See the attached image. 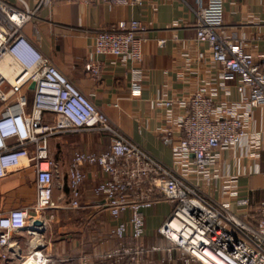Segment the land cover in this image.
I'll list each match as a JSON object with an SVG mask.
<instances>
[{"label":"built area","instance_id":"obj_1","mask_svg":"<svg viewBox=\"0 0 264 264\" xmlns=\"http://www.w3.org/2000/svg\"><path fill=\"white\" fill-rule=\"evenodd\" d=\"M14 1V2H12ZM73 0H35L29 7L24 0H0V64L9 59V75L0 69V178L14 169L30 167L34 172L36 198L28 207H14L0 212V260L18 256L19 237L29 229L39 233L34 220L46 223L51 210L59 205L53 197L58 167L50 157L48 140L53 136L84 131L105 133L109 149L96 153L75 151L68 172L66 208H82V185L85 165H95L104 178L91 191L97 206L114 222L110 235L118 242L102 254L96 264H133L142 254L164 248L128 244L144 235L143 211L159 198L171 204V210L157 229L161 237L200 264H264V200L254 206L250 224L231 212L226 203L214 202L197 185L198 180H212L210 167L222 148H236L244 142L246 153L258 156L261 134L251 128L253 110L264 111V50L255 56L245 50V39L227 33L223 25V1L199 3L195 15V40L206 43L215 76L185 100L156 97L153 108L184 106L185 113L176 118L181 137L172 143V155L182 173L162 164L132 142L98 109L88 96L40 51L22 28L40 10L55 2ZM86 4H141V0H79ZM147 27L136 19L118 21L97 31L94 54L112 55L130 61V96H140L143 70L142 44ZM161 44L164 40L159 41ZM86 70L97 76L99 64L88 62ZM34 82L33 90L29 85ZM229 82L240 98L228 100ZM223 92L216 99L218 91ZM30 95V96H29ZM25 164L23 165V163ZM229 178L223 192L235 204L249 212L252 204L238 197ZM252 210V211H251ZM47 216V217H46ZM38 247V246H37ZM39 264H48L42 250L32 253Z\"/></svg>","mask_w":264,"mask_h":264},{"label":"crops","instance_id":"obj_2","mask_svg":"<svg viewBox=\"0 0 264 264\" xmlns=\"http://www.w3.org/2000/svg\"><path fill=\"white\" fill-rule=\"evenodd\" d=\"M24 1L29 7L35 4V0ZM204 2L201 0V4ZM198 7L196 0H141V4L134 5L86 4L79 0L55 2L40 10L22 31L124 136L162 164L182 173V166L173 158L172 143L181 137L175 121L185 113V107L172 108L168 114L163 108H153L152 102L159 96L185 100L215 76L208 45L195 40L194 11ZM130 19L140 21L148 29L139 64L143 70L142 91L136 97L129 93L132 63L93 52L97 31ZM223 25L227 33L234 31L238 38L245 39V50L253 56L264 50V0H224ZM88 62L99 64L97 76L86 70ZM229 89L228 100H239L233 82H229ZM222 96L219 90L216 99ZM251 128L261 134L262 148L258 156L247 154L244 142L236 148H222L210 167L212 180L196 182L214 202L228 204L231 212L250 224L254 221V206L264 200V111L260 108L253 110ZM109 143L107 134L94 131L49 138L50 157L58 167L53 191L58 205L68 200L67 172L73 153L104 152L109 149ZM83 170L86 179L82 185V208L59 205L51 210L52 217L46 219L43 251L50 258V264H96L118 242L110 235L114 222L97 206L99 200L91 191L104 175L95 165H85ZM230 177L234 178L230 187L237 196L251 202L250 214L223 192ZM34 179L30 167L14 169L0 178V212L31 206L36 198ZM61 189L66 193L65 198L58 197ZM170 210V202L159 198L143 211L144 235L136 243L127 238V243L164 249L142 254L133 264H200L157 232ZM3 262L0 260V264Z\"/></svg>","mask_w":264,"mask_h":264},{"label":"rangeland","instance_id":"obj_3","mask_svg":"<svg viewBox=\"0 0 264 264\" xmlns=\"http://www.w3.org/2000/svg\"><path fill=\"white\" fill-rule=\"evenodd\" d=\"M23 164H25V162ZM64 192L65 191L63 189H61V192H60V194H58L59 195L58 197L63 196L65 198L66 196H64V195H66V193H64ZM59 201L61 202L60 199H59ZM59 205L63 206V205H65V203L61 202V203H59ZM68 212H71V210H68ZM45 232H46V230L43 229L41 232L38 233L39 234V238H38V242H36V244L38 243V245H34V244L32 245V241H33V238L35 236H33L31 234L24 233L22 235V237H19V240H18L20 248L17 247V246L15 247V251L17 252L18 256L15 257V258L14 257L10 258V260L8 262H3V264H20L21 261L26 260L29 256H31V255L34 256L32 253L35 250L36 251L37 250H42V253L45 255V252L43 251L44 250V245L46 244L44 242L45 239H46L45 238ZM17 249H18V251H17ZM48 259H49L48 264H50V258L48 257Z\"/></svg>","mask_w":264,"mask_h":264},{"label":"bare ground","instance_id":"obj_4","mask_svg":"<svg viewBox=\"0 0 264 264\" xmlns=\"http://www.w3.org/2000/svg\"><path fill=\"white\" fill-rule=\"evenodd\" d=\"M0 69L5 72V74L9 75L10 72L13 69V65L9 59H5L1 64H0ZM34 229V228H33ZM33 229H29L28 233L33 234L35 237L33 238L32 245H38L36 242H38L39 234L37 232H33ZM16 247V246H15ZM18 251V249H17ZM36 257V256H35ZM34 256H29L26 260L21 261L20 264H39V261L37 258Z\"/></svg>","mask_w":264,"mask_h":264},{"label":"water","instance_id":"obj_5","mask_svg":"<svg viewBox=\"0 0 264 264\" xmlns=\"http://www.w3.org/2000/svg\"><path fill=\"white\" fill-rule=\"evenodd\" d=\"M34 86H35V83L32 82L30 85H29V90H33L34 89ZM33 225L36 226V227H40L41 229L39 230L40 232L44 229V223L43 221L41 220H34L33 221Z\"/></svg>","mask_w":264,"mask_h":264},{"label":"trees","instance_id":"obj_6","mask_svg":"<svg viewBox=\"0 0 264 264\" xmlns=\"http://www.w3.org/2000/svg\"><path fill=\"white\" fill-rule=\"evenodd\" d=\"M10 259H8V260H5L4 262H8Z\"/></svg>","mask_w":264,"mask_h":264}]
</instances>
